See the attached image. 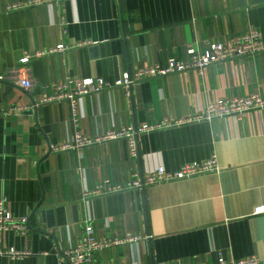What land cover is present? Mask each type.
Masks as SVG:
<instances>
[{"label":"crops","instance_id":"crops-1","mask_svg":"<svg viewBox=\"0 0 264 264\" xmlns=\"http://www.w3.org/2000/svg\"><path fill=\"white\" fill-rule=\"evenodd\" d=\"M25 1L0 0V200L13 215L29 217L30 231L0 232V250L32 254H0V264H67L63 252L78 242L85 219L99 237H143L90 264L264 261V215L253 214L264 203V109L142 134L137 156L127 139L51 148L76 130L94 137L179 119L222 97L264 96V52L86 96L77 126L68 101L35 106L67 77L115 82L143 64L187 60L190 47L204 51L252 31L264 40V0H62L10 8ZM59 46L67 50L37 55ZM15 69L29 75L31 89L19 84ZM208 160L216 161L214 171L82 201L85 189L107 179L125 183L159 166Z\"/></svg>","mask_w":264,"mask_h":264},{"label":"built area","instance_id":"built-area-1","mask_svg":"<svg viewBox=\"0 0 264 264\" xmlns=\"http://www.w3.org/2000/svg\"><path fill=\"white\" fill-rule=\"evenodd\" d=\"M62 0H30L11 5L10 8H27L44 3H59ZM67 47L59 46L48 51L37 53L38 56L62 52ZM264 52V40L260 33L252 31L243 35L231 37L226 41H215L209 43L204 51H198L194 47L189 48L190 58H170L166 64H143L137 67L132 73L126 71L123 77L115 82H110L100 77H67L65 80L50 85L51 92H44L36 101L35 106L68 101L73 112V122L78 125V104L84 97L99 94L106 89L115 86H132L137 81L144 79L168 76L174 73L196 70L203 73L204 69L212 64L228 61L235 58L247 57ZM31 55L23 57V62H28ZM18 77L19 84L26 90L33 87V81L29 75H23L20 70H13ZM4 80L5 75H0ZM11 109L15 112H21L23 107L14 106ZM264 109V96L260 93H253L241 97L225 98L222 97L215 102L208 103L198 111L189 113L179 119H164L156 123H143L141 125H130L121 129H111L102 134L90 137L82 134L80 131H74L71 139L61 146H52L54 151H63L70 149H79L95 144H103L117 139H127L133 156L138 155V138L142 134L150 133L156 130L165 129L174 126H184L202 121H212L215 118L234 117L240 119L245 113ZM216 161L208 160L203 162L194 161L186 163L177 170H168L163 166L156 167L145 174L136 173L133 179L125 183H115L107 179L99 183L94 189H85L82 194V201L122 191L133 189L143 190L149 185L158 183L173 182L191 178L203 173L214 171ZM254 215H264V203L255 206ZM12 231L19 235H27L30 231V219L27 215L15 216L11 213L6 198L0 200V232ZM143 237L138 234H129L125 237H99L96 234L93 222L90 219L83 221V230L78 242L65 250L62 259L67 264H90L95 257L102 251L112 247L121 246L126 243H137ZM0 254L8 255L12 258H22L31 255L28 250H18L15 248L0 250ZM46 254V253H45ZM207 264H264L258 256L254 255L243 259H228L219 257L215 263Z\"/></svg>","mask_w":264,"mask_h":264}]
</instances>
